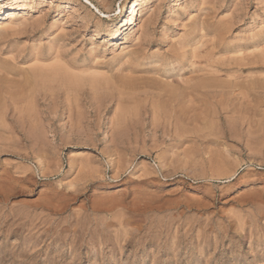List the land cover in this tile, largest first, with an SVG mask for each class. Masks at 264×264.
<instances>
[{"label":"rangeland","instance_id":"rangeland-1","mask_svg":"<svg viewBox=\"0 0 264 264\" xmlns=\"http://www.w3.org/2000/svg\"><path fill=\"white\" fill-rule=\"evenodd\" d=\"M8 1L0 264H264V0Z\"/></svg>","mask_w":264,"mask_h":264},{"label":"bare ground","instance_id":"bare-ground-1","mask_svg":"<svg viewBox=\"0 0 264 264\" xmlns=\"http://www.w3.org/2000/svg\"><path fill=\"white\" fill-rule=\"evenodd\" d=\"M6 0H0V3H4ZM19 1H21V0H9L8 2H9V4L11 5L10 7V9H9V12H10V14L8 15L9 17H14L15 16V14H13V13H15V11L17 10V8H19L20 7V5H19ZM24 1V0H23ZM144 1H141V0H135V1H133V6H132V10H131V17H130V20H129V22H128V24L129 25H134L135 24V22H134V14H135V12H136V10L142 5V3H143ZM176 4V3H175ZM178 4V3H177ZM176 4V5H177ZM4 5V4H3ZM7 5V4H6ZM22 6V5H21ZM24 6V5H23ZM3 7H5V6H3ZM25 8H26V6H24ZM140 9V8H139ZM17 12V11H16ZM128 13V12H127ZM2 14H6V10H5V8H0V15H2ZM41 19V18H40ZM35 20V19H34ZM142 20V19H141ZM149 20V19H148ZM27 21V20H26ZM24 22V21H23ZM24 24V23H23ZM35 24V23H34ZM33 24V25H34ZM142 24V23H141ZM228 24V23H227ZM14 25V24H13ZM18 26V25H17ZM138 26V25H137ZM14 27V26H13ZM140 27V26H139ZM15 28V27H14ZM11 29V28H10ZM225 29V28H224ZM24 30V29H23ZM16 31V30H15ZM262 32V31H261ZM12 33V32H11ZM16 32H14L13 34H15ZM19 33V32H18ZM120 34V26L118 25L117 27H116V30H115V32H114V35H113V37L114 38H116L118 35ZM133 42V41H132ZM3 46V45H2ZM139 46V45H138ZM137 46V47H138ZM62 47V46H61ZM143 47V46H142ZM261 47V46H260ZM58 48V47H57ZM70 48V47H69ZM145 49V48H144ZM261 49H262V47H261ZM58 50V49H57ZM145 51V50H144ZM261 52V51H260ZM56 53V52H55ZM58 56H59V54H57ZM56 55V57H58ZM55 56V55H54ZM53 56V57H54ZM255 56V55H254ZM211 57V56H210ZM250 57H252V56H250ZM61 58V57H60ZM243 58V57H242ZM233 59V58H232ZM12 60V59H11ZM14 60V59H13ZM59 60V59H58ZM62 61V60H61ZM64 61V60H63ZM126 61V60H125ZM235 61V60H234ZM39 62V61H38ZM41 62V61H40ZM202 63V62H201ZM237 63V62H236ZM247 63V62H246ZM253 63V62H252ZM47 64V63H46ZM55 64H57L56 62H55ZM62 65H65V64H63V63H61ZM228 64H229V62H228ZM255 64V63H254ZM49 65H51V64H49ZM202 65V64H201ZM211 65V64H210ZM230 65V64H229ZM44 65H42V67H43ZM56 66V67H55ZM55 66H53L52 68H49V69H51V70H49L48 69V73L46 74V72L44 73V71L43 70H38V73H37V71H36V69H34L35 71V73H33L32 74V72L30 73V75L29 74H27V75H29V76H27L26 77V75H25V80H24V83H23V87H29L30 88V90L32 91L35 87H37L38 85H41L42 86V88L44 87V86H47L48 84H50L51 83V85H49V86H52V84L54 85V84H56L57 86L58 85H60L59 87H61L62 88V86L61 85H63V88L65 89V87L67 88V90L69 89V90H75V91H79V93H80V91H81V89L80 88H84L85 86L84 85H86V84H89V87L91 88V86L92 87H94L95 88V90H99V88H97V87H100V86H102V85H106L105 87L106 88H108L109 87V82H108V80L106 81V80H104L103 78H105V77H103L102 75V78L101 79H97V77L98 76H96V77H94V79H83V78H85V77H83L82 75H80V76H82V77H78V75H74V74H72V73H70L71 71H73V67H71V69L72 70H70V72H69V65H65V66H60V64L59 65H55ZM193 66V65H192ZM242 66V65H241ZM32 67V66H31ZM41 67V68H42ZM65 67H67V69L65 68ZM194 67V66H193ZM199 67V66H198ZM202 67V66H201ZM207 67V66H206ZM28 68V67H27ZM33 68V67H32ZM37 68H39V67H37ZM47 66L45 67V68H43L45 71H47ZM117 68V67H116ZM211 69V68H210ZM118 70V69H117ZM204 70V69H203ZM207 70V69H206ZM23 71V70H22ZM50 71V72H49ZM80 71V70H79ZM93 71V70H92ZM119 71V70H118ZM217 71V70H216ZM27 73H28V71H26ZM76 72V71H75ZM86 72V71H85ZM95 72H97V71H94V73ZM198 72V71H197ZM208 73H211V72H209V71H207ZM2 73V72H1ZM5 74L7 73V72H4ZM10 73V72H9ZM77 73H79V72H77ZM82 73V72H81ZM8 74V73H7ZM11 74V73H10ZM105 74V73H104ZM129 74V73H128ZM134 74V73H133ZM86 75H87V73H86ZM90 75V74H89ZM98 75H100V74H98ZM136 75V74H135ZM152 75V74H151ZM212 75V74H211ZM217 75V74H216ZM230 75V74H229ZM232 75V74H231ZM242 75V74H241ZM240 75V76H241ZM258 75V74H257ZM9 76H11V75H9ZM88 76V75H87ZM95 76V75H94ZM258 76H260V75H258ZM89 77V76H88ZM113 77V76H112ZM229 77V76H228ZM251 77V76H250ZM21 78V77H20ZM91 78H93V77H91ZM232 78H233V75H232ZM239 78H241V77H239ZM182 79V78H181ZM197 79V78H196ZM196 79H195V81H196ZM50 80V81H49ZM116 80V79H115ZM132 80V79H131ZM186 81V80H185ZM188 81V80H187ZM192 80H190L189 79V82H191ZM201 81V80H200ZM49 82V83H48ZM84 82H88V83H84ZM111 82H112V80H111ZM115 82V81H114ZM113 82V83H114ZM125 82V81H124ZM120 83V82H119ZM121 83H123L122 81H121ZM129 83V82H128ZM128 83H126V84H128ZM139 83V82H138ZM183 83V82H182ZM201 83H202V81H201ZM115 85V87H117V86H119V84L117 85L116 84V82L114 83ZM125 83H123V85H124ZM203 84V83H202ZM202 84H200V86L202 85ZM190 85V84H189ZM7 86H8V84H7ZM49 86H47V89L49 90ZM87 86V85H86ZM111 86V85H110ZM127 86V85H126ZM200 86H198V87H200ZM22 87V88H23ZM88 87V86H87ZM88 87V88H89ZM104 86H102V87H100V88H103ZM111 87H113V86H111ZM121 87V86H120ZM120 87H117L118 88V91L120 90V91H124V87L123 88H120ZM203 87V85L201 86V88ZM205 85H204V88H202V90L203 89H205ZM238 87V86H237ZM29 88L27 89V90H29ZM40 88V87H39ZM44 88H46V87H44ZM42 89L43 91H45V89ZM53 88H54V86H53ZM52 88V89H53ZM94 88H92V89H94ZM97 88V89H96ZM134 88H136V87H134ZM149 88V87H148ZM151 88H152V86H151ZM208 88V87H207ZM209 88H210V86H209ZM222 88V87H221ZM246 88V87H245ZM251 88V87H250ZM254 88V87H253ZM11 89V88H10ZM56 88H54V90H55ZM63 89V90H64ZM80 89V90H79ZM104 89V88H103ZM113 89V88H112ZM122 89V90H121ZM127 89V88H126ZM132 89V88H131ZM138 89V88H137ZM137 89H133L132 91H134V90H137ZM163 89V88H162ZM37 90V89H36ZM42 90H40V92L42 91ZM59 90V89H58ZM62 90V89H61ZM69 90L67 91V93L69 92ZM89 90V89H88ZM97 90V91H98ZM146 90V89H145ZM164 90V89H163ZM190 90V89H189ZM206 90V89H205ZM214 90V89H213ZM236 90V89H235ZM239 90V89H238ZM247 90V89H246ZM249 90V89H248ZM31 91H27V92H24V93H28V94H26L28 97L29 96H33V95H30L31 93ZM35 91V89L33 90V92ZM56 91V90H55ZM70 91V94L72 93ZM73 92L74 94H75V96L78 94L79 96H80V94L78 93V92ZM114 91V90H113ZM126 91H130L129 89L128 90H126ZM141 91V90H140ZM165 91V90H164ZM173 91V90H172ZM171 91V94L173 95V92ZM39 92V91H38ZM53 92V91H52ZM51 92V93H52ZM82 92V91H81ZM92 93H93V91H91ZM95 92V91H94ZM99 92V91H98ZM125 92V91H124ZM131 92V91H130ZM135 92V91H134ZM139 92V91H138ZM142 92H144V91H142ZM161 92V91H160ZM175 92V91H174ZM178 92V91H177ZM23 93V92H22ZM23 93V94H24ZM37 93V92H36ZM66 93V94H67ZM121 93V92H120ZM162 93V92H161ZM170 93V92H169ZM190 93V92H189ZM242 93H244V91L242 92ZM241 93V94H242ZM10 94V93H9ZM23 94H21L20 96L19 95H17L16 97H14L13 98V96H12V98L11 99H13V101H15L16 99L15 98H19L20 99V97L21 98H24V97H27V96H24ZM34 94H35V92H34ZM54 94V93H53ZM69 94V93H68ZM68 94H67V97H68ZM107 94V93H106ZM115 94V93H114ZM123 94V93H122ZM170 94V95H171ZM176 94V93H175ZM174 94V95H175ZM3 95H5V93L3 94ZM2 95V96H3ZM22 95H23V97H22ZM78 95L76 96L77 98H78ZM169 95V94H168ZM169 95V96H170ZM171 95V96H172ZM245 95V94H244ZM247 95V94H246ZM8 96V95H7ZM15 96V95H14ZM19 96V97H18ZM36 96H38L39 97V95H36ZM66 96V95H65ZM70 96V95H69ZM94 96V95H93ZM120 96V95H119ZM123 96V95H122ZM168 96V97H169ZM34 97V96H33ZM37 97V98H38ZM42 97V96H41ZM53 97V96H52ZM56 97V96H55ZM72 97V96H71ZM191 97V96H190ZM200 97V96H199ZM244 97V96H243ZM246 97V96H245ZM9 98V99H10ZM69 98V97H68ZM170 98H172V97H170ZM221 98H222V95H221ZM248 98V97H247ZM15 99V100H14ZM19 99H18V101H15V102H20L19 101ZM45 99V98H44ZM73 99V98H72ZM80 99V98H79ZM168 99V98H167ZM174 99H178V98H174ZM191 99H193V98H191ZM191 99H189V100H191ZM32 100V99H31ZM34 100V99H33ZM49 100H52V99H49ZM74 100V102H75V100L76 99H73ZM81 100V99H80ZM159 100V99H158ZM176 100H175V102H176ZM187 100V99H186ZM7 101H8V99H7ZM11 101V100H10ZM25 101V100H24ZM35 101H37L36 99H35ZM34 101V102H35ZM54 101H55V99H54ZM77 101V100H76ZM130 101V100H129ZM193 101V100H192ZM191 101V102H192ZM255 101V100H254ZM261 101V100H260ZM21 102H23V100L21 101ZM28 102V101H27ZM33 101H32V103H34ZM45 102V101H44ZM69 102H71V101H69ZM68 102V103H69ZM153 102V101H152ZM170 102V101H169ZM191 102H188V103H191ZM219 102V101H218ZM223 102V101H222ZM10 103V102H9ZM31 103V102H30ZM37 103V102H36ZM77 103V102H76ZM79 103V102H78ZM117 103V102H116ZM123 103V102H122ZM159 103V102H158ZM193 103V102H192ZM220 103V102H219ZM258 103V102H257ZM0 104H2V102L0 103ZM27 104H29V103H27ZM160 104V103H159ZM158 104V105H159ZM169 104V103H168ZM180 104V103H179ZM262 104V103H261ZM8 105V104H7ZM15 105H16V103H15ZM38 105L39 104H37V107H38ZM52 105V104H51ZM70 105H71V103H70ZM134 105H137V103L136 104H134ZM167 105V104H166ZM174 105H175V103H174ZM173 105V106H174ZM193 105V104H192ZM206 105V104H205ZM6 106V105H5ZM13 106H14V104H13ZM18 106V105H17ZM17 106H15V107H17ZM33 106H35V105H33ZM72 106V105H71ZM81 106V105H80ZM79 106V107H80ZM101 106V105H100ZM120 106V105H119ZM118 106V107H119ZM122 106V105H121ZM124 106V105H123ZM122 106V107H123ZM163 106V105H162ZM161 106V107H162ZM176 106H177V104H176ZM175 106V107H176ZM197 106V105H196ZM14 107V108H15ZM21 107H23V106H21ZM36 107V108H37ZM84 107V106H83ZM130 107V106H129ZM128 107V108H129ZM156 107H158V106H156ZM163 107H166V106H163ZM167 107H168V105H167ZM171 107V106H170ZM13 108V109H14ZM19 108V107H18ZM4 109V108H3ZM120 109H124V108H120ZM25 110H26V108H25ZM34 110V109H33ZM39 110H41V109H39ZM81 110V109H80ZM130 110V109H129ZM18 111V110H17ZM22 111V110H21ZM30 111V110H29ZM82 111V110H81ZM121 111V110H120ZM123 111V110H122ZM125 111V110H124ZM124 111H123V113H124ZM132 110H130V112H131ZM69 112V111H68ZM126 112H129V111H126ZM133 112H135V110L133 111ZM154 113V112H153ZM152 113V114H153ZM121 114H122V112H121ZM137 114V113H136ZM44 115V114H43ZM80 115H81V113H80ZM123 115V114H122ZM31 116V115H30ZM39 116V115H38ZM120 116V115H119ZM138 116V115H137ZM136 116V117H137ZM117 117V116H116ZM130 116H128V118H129ZM122 118V117H121ZM119 119V120H125V122H126V118L125 117H123V119ZM112 119V118H111ZM113 120V119H112ZM154 121H156V120H154ZM153 121V122H154ZM170 121V120H169ZM204 122V121H203ZM119 123L121 124V122L119 121ZM124 123V122H123ZM127 123V122H126ZM25 124V123H24ZM199 124V123H198ZM115 125V124H114ZM171 125V124H170ZM189 125V124H188ZM200 125V124H199ZM118 126V125H117ZM196 126V125H195ZM194 126V127H195ZM119 127V126H118ZM124 129V128H123ZM81 130V129H80ZM119 130V129H118ZM120 130H121V128H120ZM4 134V133H3ZM121 134V133H120ZM136 135V134H135ZM8 136V135H7ZM124 137V136H123ZM113 144V143H112ZM127 146V145H126ZM116 150V149H115ZM119 150V149H118ZM87 164H88V162H87ZM86 168H87V166H86ZM94 168V167H93ZM117 212V211H116Z\"/></svg>","mask_w":264,"mask_h":264}]
</instances>
